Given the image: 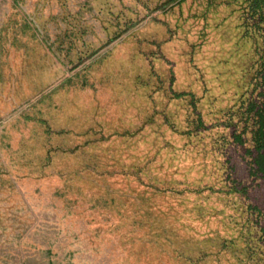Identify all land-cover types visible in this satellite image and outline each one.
Listing matches in <instances>:
<instances>
[{"label":"rangeland","instance_id":"rangeland-1","mask_svg":"<svg viewBox=\"0 0 264 264\" xmlns=\"http://www.w3.org/2000/svg\"><path fill=\"white\" fill-rule=\"evenodd\" d=\"M10 2L0 0V101L13 103L0 111V264H190L203 251L201 264H260L221 125L255 60L238 5L14 0L10 15ZM60 32L78 49L62 52L59 74L37 40ZM9 33L28 35L24 56L6 54Z\"/></svg>","mask_w":264,"mask_h":264},{"label":"trees","instance_id":"trees-1","mask_svg":"<svg viewBox=\"0 0 264 264\" xmlns=\"http://www.w3.org/2000/svg\"><path fill=\"white\" fill-rule=\"evenodd\" d=\"M174 1L165 0L164 5ZM227 1L238 5L245 36L251 38L255 46V60L249 73L250 88L246 98L237 110L228 111V118L221 124L229 129L224 137L229 142L224 150L226 180L246 200L249 215L260 232L263 246V257L258 261L264 264V0ZM189 94L186 91L174 92V97ZM191 103L195 104L194 98ZM235 117H238L237 120ZM199 124L202 130L209 128L204 126L202 120ZM209 255V252L203 251L197 258L186 255L185 259L190 264H201L206 262Z\"/></svg>","mask_w":264,"mask_h":264},{"label":"crops","instance_id":"crops-1","mask_svg":"<svg viewBox=\"0 0 264 264\" xmlns=\"http://www.w3.org/2000/svg\"><path fill=\"white\" fill-rule=\"evenodd\" d=\"M7 8L10 10L9 14L12 15V13L14 11V0H12V2L9 3V6ZM27 36H28L27 34H23V33H21V34L9 33L8 34L9 43L6 45V50L4 49L6 51V54H8V52H10L9 56L11 57L14 54L15 50H21L22 52L20 54L22 56H24V52H23L24 49L23 48L25 47V44L23 42L27 41ZM37 41L41 42L39 44V46L43 51L42 52L43 56L47 57L49 59L48 65H49V72H51V73L58 72L60 74L62 72V62H63L62 52L63 51H65V52L69 51L70 52L71 50L77 51V49H78V45L76 43L77 36L75 34H68L67 35L64 33L62 34L61 32L57 33V34L56 33L55 34H47V35H43L41 38L39 37ZM62 42H66V44H63ZM0 49H2L1 46H0ZM56 62H57V64H56ZM66 62H67V60H66ZM68 62H71V60L69 59ZM13 67H14V65H13ZM0 73H1V70H0ZM58 78L59 79H57V81H55V85H54L53 89H55L56 86L59 87L58 82H59V84L61 83V78H62L61 75ZM8 79L9 78L7 76L6 81H5L6 90L16 88L17 86H16L15 79H12V80H8ZM2 87L3 86L1 85V82H0V90ZM50 87H52V86H50ZM10 95L12 96L13 94H10ZM1 98H3V99H2V101H0V107H1L0 111L3 112V114L4 113L7 114L8 111L11 109L10 107L13 105V103L11 102L10 99L7 98V93H5V95H3ZM41 100H42V98H39L37 100L38 101L37 102V106H38L37 110L39 112L38 119L43 121L44 119L46 120V118L41 117V115L44 114L43 116H45L47 109H46V103L39 104ZM55 104L56 103H54V105ZM18 116H20V115H18ZM53 118H55V116Z\"/></svg>","mask_w":264,"mask_h":264}]
</instances>
